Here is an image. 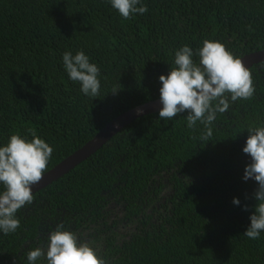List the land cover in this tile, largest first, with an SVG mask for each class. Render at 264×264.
<instances>
[{"label": "trees", "instance_id": "1", "mask_svg": "<svg viewBox=\"0 0 264 264\" xmlns=\"http://www.w3.org/2000/svg\"><path fill=\"white\" fill-rule=\"evenodd\" d=\"M144 3L147 12L125 20L106 0H0V142L34 130L53 148L47 172L122 113L159 99L158 77L181 45L209 38L239 57L264 50V0ZM66 50L100 67L98 97L68 79ZM260 64L250 67L254 96L217 113L212 141L200 140L203 125L186 127L187 111L147 114L33 193L16 232L0 234V264H27L58 224L107 264H264V233L243 235L257 182L242 179V146L247 127L264 121Z\"/></svg>", "mask_w": 264, "mask_h": 264}, {"label": "clouds", "instance_id": "2", "mask_svg": "<svg viewBox=\"0 0 264 264\" xmlns=\"http://www.w3.org/2000/svg\"><path fill=\"white\" fill-rule=\"evenodd\" d=\"M111 8L127 20L147 12L144 0H106ZM197 57L198 59H194ZM62 67L68 79L79 84L80 92L89 98L100 94V67L83 51L62 53ZM264 70V63L259 65ZM158 117L172 120L187 111L186 127L203 125L200 140L212 141V125L217 113L229 111L237 100H248L255 94L252 71L242 58L214 39H203L193 50L184 44L174 49L173 66L167 75L160 74ZM118 89H114L115 92ZM248 136L242 151L250 156L242 179L257 182L255 204L243 235L257 240L264 233V121L248 126ZM53 148L33 130L31 139L10 133L0 142V234L14 233L20 227L18 211L34 200L33 186L38 184L48 168ZM232 203L240 205L233 197ZM247 207V206H245ZM27 264H107L87 242H78L76 235L56 225L50 230L42 247L30 248Z\"/></svg>", "mask_w": 264, "mask_h": 264}, {"label": "water", "instance_id": "3", "mask_svg": "<svg viewBox=\"0 0 264 264\" xmlns=\"http://www.w3.org/2000/svg\"><path fill=\"white\" fill-rule=\"evenodd\" d=\"M241 58L245 66H248L250 68L254 64L264 63V50L247 53L241 56ZM160 107L161 105L159 99L152 100L122 113L121 115L107 123L104 128L86 144L63 159L55 167L45 172L41 181L33 186V193L63 176V174H65L68 170L72 169L88 155L92 154L98 148H100L112 136L119 133L131 121L147 114L157 113Z\"/></svg>", "mask_w": 264, "mask_h": 264}]
</instances>
